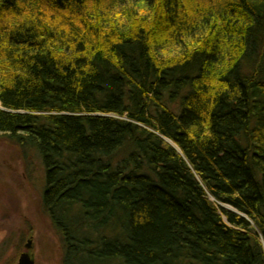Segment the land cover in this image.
<instances>
[{
    "label": "trees",
    "instance_id": "obj_1",
    "mask_svg": "<svg viewBox=\"0 0 264 264\" xmlns=\"http://www.w3.org/2000/svg\"><path fill=\"white\" fill-rule=\"evenodd\" d=\"M0 134L67 262L264 264V0H0Z\"/></svg>",
    "mask_w": 264,
    "mask_h": 264
},
{
    "label": "rangeland",
    "instance_id": "obj_2",
    "mask_svg": "<svg viewBox=\"0 0 264 264\" xmlns=\"http://www.w3.org/2000/svg\"><path fill=\"white\" fill-rule=\"evenodd\" d=\"M45 185L38 150L0 134V264H17L25 251L35 264H105L86 258L66 261L63 234L43 204Z\"/></svg>",
    "mask_w": 264,
    "mask_h": 264
},
{
    "label": "water",
    "instance_id": "obj_3",
    "mask_svg": "<svg viewBox=\"0 0 264 264\" xmlns=\"http://www.w3.org/2000/svg\"><path fill=\"white\" fill-rule=\"evenodd\" d=\"M31 247H32V240L30 239L26 243V248L31 249ZM17 264H35V260L33 259L29 251H25L21 253Z\"/></svg>",
    "mask_w": 264,
    "mask_h": 264
}]
</instances>
